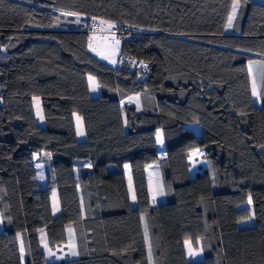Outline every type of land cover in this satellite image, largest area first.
<instances>
[{"label":"trees","instance_id":"trees-1","mask_svg":"<svg viewBox=\"0 0 264 264\" xmlns=\"http://www.w3.org/2000/svg\"><path fill=\"white\" fill-rule=\"evenodd\" d=\"M233 2L0 0V264H264V73L257 87L249 67L264 58V4L240 0L226 33ZM93 20L122 30L113 66L88 48ZM195 148L207 165L191 175ZM67 224L78 256L46 262L39 231L54 248Z\"/></svg>","mask_w":264,"mask_h":264},{"label":"crops","instance_id":"crops-1","mask_svg":"<svg viewBox=\"0 0 264 264\" xmlns=\"http://www.w3.org/2000/svg\"><path fill=\"white\" fill-rule=\"evenodd\" d=\"M253 3H257V4H264V0H250ZM233 5V3H232ZM232 14V6L229 12V15ZM229 17V16H228ZM234 21V19H233ZM233 21L231 23V26H229L228 24V18H227V22L225 25V32L226 33H230L231 32V27L233 24ZM91 39V37L89 38V40ZM88 48L90 49V51L95 54L98 58L102 59L103 61H105L106 63H108L110 66H113L116 64V61L118 59L115 58L114 60L112 59H108V52L104 54V48L101 47L100 45H94L91 46L90 42L88 41ZM249 67L253 76V79L255 81V84L258 86H260L261 81H262V77H263V73H264V58L256 56L255 58L251 59L249 61ZM90 77L93 78L90 80ZM88 80V85H89V91L90 94L92 96H96L101 92V87L100 85L97 83L96 79L93 76H88L87 77ZM128 101L134 103L137 107L139 106V101H138V96L137 95H131L128 97L127 99ZM32 106H33V112H34V116H35V120L36 123L40 126L43 127L45 124L44 121V116H43V111H42V107H41V103H40V99L38 97H33L32 99ZM77 117H79V120L77 119ZM73 123L75 126V132H76V138L77 141L82 142L85 140V130H84V125H83V121L82 118L77 114L74 113L73 114ZM186 127L190 128L191 130H193L194 133L199 134L200 132V127L197 123H188L186 124ZM78 128L83 132V135L78 134ZM161 133V137H162V143L158 142L157 140V133ZM155 141H156V145L158 148V154H159V158H163L165 156V152H164V141H163V135H162V131L161 130H157L155 133ZM163 146V150H160V148ZM201 149L195 148L190 150L187 153V160L189 163V172L191 175H194L195 173L201 171L202 169H204L207 165L201 168H198L196 171L192 170V164L190 161V154L192 152L198 151ZM202 151V150H201ZM203 153V151H202ZM43 156L45 157L46 160H48V155L46 153H43ZM206 160V159H205ZM48 164V161L46 162ZM83 165L87 168H89V164L84 162ZM128 167H125V166ZM197 167V165H196ZM123 171H124V176H125V181H126V186H127V192H128V197H129V202L131 207H135L136 206V199L133 200V194L134 193V188H133V181H132V176H131V171H130V167L128 163H124L123 164ZM154 180H155V185H156V191H157V198L158 200H163L164 196L162 193V184H161V175L159 172V169L157 167L154 168ZM50 204H51V210H52V214L54 216L58 215L60 212V204H59V198H58V193L57 190L55 188L51 189V193H50ZM245 222V221H243ZM242 223V222H241ZM71 229V231H69ZM65 234H66V240L63 244L59 245L61 246L62 250L64 248H66V257L65 258H61V259H56L53 257H50L49 259H47V255L44 252L45 248L46 249H52L49 246H47L46 244V240H45V234L43 230L39 231V242H40V247L44 252V257H45V261L49 262V263H54V262H58L61 260H69V259H73L76 258L78 256V247H77V240H76V234H75V228L74 225L72 224H67L65 226ZM59 246H55V248L59 247ZM21 248L22 245L19 243V250L21 253V257L24 261V255L21 252ZM73 251H75L76 255H73ZM201 255V252H200ZM188 257V254H187ZM188 259L190 260V258L188 257Z\"/></svg>","mask_w":264,"mask_h":264},{"label":"rangeland","instance_id":"rangeland-1","mask_svg":"<svg viewBox=\"0 0 264 264\" xmlns=\"http://www.w3.org/2000/svg\"><path fill=\"white\" fill-rule=\"evenodd\" d=\"M114 25V29L118 31V33L114 32H105V33H93L91 32L90 37L91 39L89 40L91 46L94 45H100L101 47L104 48V54L108 52V59H117V56L119 54V46H120V40L122 39V30L118 28L116 24ZM106 55V54H105ZM160 150H163V146L160 148ZM190 161L192 164V170L196 171L198 168L204 167L206 165V160L203 156V153L201 150L192 152L190 154ZM197 165V167H196ZM251 220H246L245 222H242V224L249 223L250 224ZM189 242V241H187ZM20 243V241H19ZM66 248L62 250L61 246L57 248H52V249H46L44 252L47 255V259L50 257L56 258V259H61L66 257ZM186 251L188 254V257L190 260H197L201 257L200 255V250L197 248V246H194L191 242L186 243Z\"/></svg>","mask_w":264,"mask_h":264},{"label":"built area","instance_id":"built-area-1","mask_svg":"<svg viewBox=\"0 0 264 264\" xmlns=\"http://www.w3.org/2000/svg\"><path fill=\"white\" fill-rule=\"evenodd\" d=\"M101 25H104L105 28H103ZM110 25H112L110 27ZM107 26V27H106ZM114 25L107 22H102L98 20H93L90 24V31L93 33H105V32H114L117 33L116 29H114ZM122 28H126V26H122ZM124 59L131 61L133 66H136L137 68L143 69V71H146L148 64L139 62V61H132L129 57H125Z\"/></svg>","mask_w":264,"mask_h":264},{"label":"snow or ice","instance_id":"snow-or-ice-1","mask_svg":"<svg viewBox=\"0 0 264 264\" xmlns=\"http://www.w3.org/2000/svg\"><path fill=\"white\" fill-rule=\"evenodd\" d=\"M239 5H240V0H234L233 5H232V14L229 15V17H228L229 26H231V23H232L233 19L235 18V14H236V11H237ZM69 14L71 15V13H69ZM111 26L112 25H110V27ZM91 79H93V78L90 77V80ZM253 95H257L255 84L253 86ZM77 119L79 120V117H77ZM78 134L83 135V132L79 128H78ZM157 140H158V142L162 143L161 133H159V132L157 133ZM125 167H128V166L126 165ZM133 200H135V195L134 194H133ZM249 202H251V200H249ZM69 231H71V229ZM186 243H189V242H186ZM21 252L23 253V248H21ZM72 254L76 255L75 251H73Z\"/></svg>","mask_w":264,"mask_h":264},{"label":"bare ground","instance_id":"bare-ground-1","mask_svg":"<svg viewBox=\"0 0 264 264\" xmlns=\"http://www.w3.org/2000/svg\"><path fill=\"white\" fill-rule=\"evenodd\" d=\"M103 28H105V26L104 25H101ZM107 27V26H106Z\"/></svg>","mask_w":264,"mask_h":264}]
</instances>
